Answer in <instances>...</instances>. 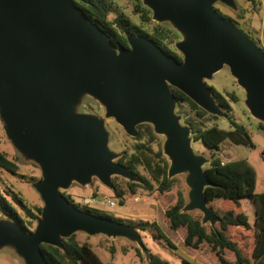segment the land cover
<instances>
[{"label": "water", "instance_id": "water-1", "mask_svg": "<svg viewBox=\"0 0 264 264\" xmlns=\"http://www.w3.org/2000/svg\"><path fill=\"white\" fill-rule=\"evenodd\" d=\"M87 3V0H77ZM151 20L166 23L181 38L178 61L152 40L125 32L127 47H114L74 0H0V121L13 147L40 169L32 183L42 207L31 232L0 217V250L11 249L23 264H49L40 244L63 249L76 232L125 238L149 262L137 229L85 212L61 192L93 178L113 190L112 176L138 181L108 147L104 118L130 136L147 123L164 136L167 179L183 173L187 186L181 212L197 210L200 223L218 222L204 189L209 159L191 147V129L175 112L174 87L208 114L225 117L205 80L227 66L244 92L250 116L264 123V51L236 23L222 17L216 2L234 0H140ZM84 96L104 109V118L78 111Z\"/></svg>", "mask_w": 264, "mask_h": 264}, {"label": "trees", "instance_id": "trees-1", "mask_svg": "<svg viewBox=\"0 0 264 264\" xmlns=\"http://www.w3.org/2000/svg\"><path fill=\"white\" fill-rule=\"evenodd\" d=\"M249 1L255 2L254 0ZM74 3L93 23L104 31L114 47H127L125 32H128L152 40L166 54L174 56L178 61L181 60V56L172 47L177 33L166 23L151 21L150 10L143 6L140 0H135L134 4V12L139 18L138 24L131 22L124 15H117L110 19L111 6L108 0H87V3L74 0ZM214 8L222 17L230 19L222 14L218 8L215 6ZM249 37L258 42V38L253 35ZM208 87L216 104L224 109L226 116H229V102L235 101L236 96L233 93L223 95L213 87ZM170 89L176 100L177 112L183 115V123L189 125L191 129L193 141L200 140L206 147L214 150L224 139L235 144L252 146L250 136L241 124L229 118L230 129H221L215 125L205 127V123L212 118H216V116L208 114L178 89L174 87ZM258 125L264 130V123H258ZM154 136L149 124L137 125L134 139L138 142L134 144V151L117 159L118 163L128 167L140 180L139 183L125 181V189L128 192L135 193L137 187H142L148 191L157 190L163 193L170 189L174 181L172 178L167 179L168 161L162 156L161 151L157 150L151 154L152 156L149 155L151 148L148 144L152 142ZM143 138L144 141H142ZM138 164L143 165L150 179L138 174L136 171ZM203 168L212 183L211 186L205 187L204 194L209 207L217 216L218 222L214 227L202 225L199 215L191 212H181L180 209L185 203V198L181 191H178L174 202L163 210V217L169 228L172 230L183 228L185 230L183 243L187 247L198 248L202 243H206L210 250L215 253L220 264H264V192H254L255 172L253 168L243 159L222 161L216 155V151L211 153L209 162ZM17 170V163L0 151V171L15 174ZM111 181L114 197L121 199L125 194V189L115 179L112 178ZM61 192L77 208L115 220L102 210L80 205L64 190ZM242 197L252 199L255 203V215L252 224L239 206V199ZM218 199H220L218 201L219 206L226 205L219 211L211 205V202ZM40 210L41 206L39 205H26L16 193H11V199L9 200L0 192V217L11 219L26 232L33 230ZM116 221L121 222L117 219ZM124 223L135 227L139 234L145 230H153L157 236L163 238L169 245L172 244L155 221L126 219ZM231 229H239L240 232H242L241 230H251L253 232L251 263L248 261V257L243 254L241 241L238 238H233V236L230 237L228 234ZM62 243L63 249L48 244H40V249L49 264H77L80 261L86 264H103L87 243L79 242L75 238V233L63 238ZM225 249L233 252L234 262L224 259L222 252ZM135 251L140 256L139 249L136 248ZM111 252L113 251L111 250ZM148 264L168 263L156 254L150 253Z\"/></svg>", "mask_w": 264, "mask_h": 264}, {"label": "rangeland", "instance_id": "rangeland-1", "mask_svg": "<svg viewBox=\"0 0 264 264\" xmlns=\"http://www.w3.org/2000/svg\"><path fill=\"white\" fill-rule=\"evenodd\" d=\"M108 1L111 6V12L109 14L110 19L117 15H124L131 22L139 23V18L134 12L135 0ZM254 1L255 2L249 0H234V9L220 2H216L214 6L218 8L222 14L228 16L230 20L236 23V25L248 36L253 35L255 38H258V42L254 41L264 51V0ZM180 38V34L177 33V37L174 39L172 47L181 56L180 52L175 47V43ZM204 82L207 86L213 87L223 95L233 93L236 96L235 101L229 102V116L220 117L215 115L216 118H212L205 123V127L215 125L221 129H230L231 125L228 120L231 118L246 129L250 136L252 146L235 144L224 139L218 144L217 149L214 150L206 147L200 140H192V150L195 153L202 154L209 160L211 153L215 151L216 155H218L222 161L238 159L245 160L255 172L254 192H264V130L258 125V123L263 122H259L250 116L243 103L244 92L231 76L227 66H223L212 75L211 79L205 80ZM78 111L104 118L103 107L90 96L83 97L78 107ZM175 112L181 116V123H183V115L177 112V106H175ZM104 124L109 133L108 147L110 150L118 154L115 161H117L122 155L131 154L134 151V144L138 142L134 139L135 136L128 135L112 118H104ZM153 134L155 136L152 139V142L148 144L151 148V152H149L150 156H152L151 154L157 150H160L162 154V142L164 140V136L156 135L155 133ZM142 141H144V138ZM0 151L4 152L9 159L15 161L18 165V170L15 174L0 171V192L9 200L11 199V193H16L23 199L26 205H39L42 207V201L32 186V183L41 177L39 166L32 160L24 158L13 147L3 131L1 121ZM162 156L164 155L162 154ZM136 171L139 175L150 179V176L143 165L138 164L136 166ZM184 176L183 173L173 176L172 179H174V181L172 182L170 189L163 193H160L157 190L148 191L142 187H137L135 193H131L125 189V181H128L126 178L112 176L111 180L112 178L115 179L116 182L125 189V194L121 199L114 197L113 191L105 187L95 178H93L91 185L82 186L73 182L71 186L64 191L80 205L102 210L109 214V216H112L113 219L120 220L123 223L126 219H144L150 222L155 221L160 226L163 234L172 244L169 245L163 238L157 236L153 230H145L141 232L140 237L144 246L150 253L156 254L167 261L168 264H220L215 253L210 250V247L206 243H202L198 248L185 246L183 243L185 230L183 228L177 230L170 229L167 221L163 217L164 208L174 202L178 191H181L186 201L187 186L184 182ZM136 177L138 178L137 175ZM132 182L139 183L140 180L138 178V181ZM104 196L115 200L116 203L112 209H108L98 202L95 203V201L101 200ZM85 198L94 201L90 204H84L82 199ZM219 200L220 199L211 202V205L217 211L226 206H219ZM239 206L247 215L248 221L252 224L255 213L254 201L247 197H242L239 199ZM191 213L197 214L201 218V213L199 211L194 210L191 211ZM35 224L36 220L34 227ZM204 225L210 226L209 223ZM241 231L242 232H240L239 229H231L228 234L230 237L233 236V238H238L241 241L243 254L248 257V261L251 263V251L254 239L253 232L251 230ZM75 238L79 242L87 243L103 264H148V261L145 260L144 254L140 251L137 245L125 238H108L100 234L89 236L83 232H76ZM136 248L139 249L140 256L136 253ZM111 250L113 252H111ZM222 256L229 262H234L235 260L234 254L230 250H223ZM0 264L23 263L11 249L3 248L0 250ZM77 264L86 263L80 261Z\"/></svg>", "mask_w": 264, "mask_h": 264}, {"label": "built area", "instance_id": "built-area-1", "mask_svg": "<svg viewBox=\"0 0 264 264\" xmlns=\"http://www.w3.org/2000/svg\"><path fill=\"white\" fill-rule=\"evenodd\" d=\"M92 201H94V200L86 199V198L82 199V202L84 204H90ZM96 202L100 203L101 205L105 206L108 209H112L116 203L114 199H111V198L106 197V196L102 197L101 200L95 201V203Z\"/></svg>", "mask_w": 264, "mask_h": 264}, {"label": "crops", "instance_id": "crops-1", "mask_svg": "<svg viewBox=\"0 0 264 264\" xmlns=\"http://www.w3.org/2000/svg\"><path fill=\"white\" fill-rule=\"evenodd\" d=\"M144 199V198H143ZM254 215H255V213H254Z\"/></svg>", "mask_w": 264, "mask_h": 264}]
</instances>
